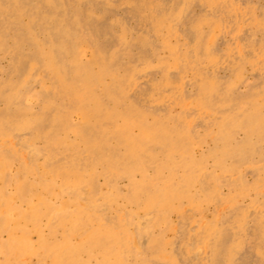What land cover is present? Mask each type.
Instances as JSON below:
<instances>
[{
  "label": "bare ground",
  "instance_id": "bare-ground-1",
  "mask_svg": "<svg viewBox=\"0 0 264 264\" xmlns=\"http://www.w3.org/2000/svg\"><path fill=\"white\" fill-rule=\"evenodd\" d=\"M0 264H264V0H0Z\"/></svg>",
  "mask_w": 264,
  "mask_h": 264
},
{
  "label": "rangeland",
  "instance_id": "rangeland-1",
  "mask_svg": "<svg viewBox=\"0 0 264 264\" xmlns=\"http://www.w3.org/2000/svg\"><path fill=\"white\" fill-rule=\"evenodd\" d=\"M255 63H257V62H254L253 64H255ZM200 151L199 150H197V154L199 153ZM246 177H247V179H250V177H251V172H250V170H247L246 171ZM222 193L223 194H225L226 192H227V190H226V188L224 187V188H222ZM245 203V202H244ZM208 208H211L210 206L208 207ZM181 210H183V208H181ZM230 210H229V208L228 207H223V209H222V212H229ZM182 212V211H181ZM183 213V212H182ZM254 215V212L253 211H249V214H248V217L249 218H252V216ZM182 215H180L179 213L178 214H176V213H174L173 215H172V217H171V220L172 221H174V222H177V223H180L181 222V219H182ZM180 221V222H179ZM251 221H254V218L253 219H251ZM192 245L191 244H189L188 246H187V248H188V250H190V247H191ZM190 252V251H189ZM188 252V253H189Z\"/></svg>",
  "mask_w": 264,
  "mask_h": 264
}]
</instances>
